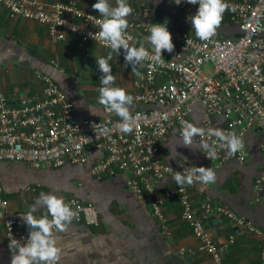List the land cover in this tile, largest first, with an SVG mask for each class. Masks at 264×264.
I'll list each match as a JSON object with an SVG mask.
<instances>
[{
	"label": "built area",
	"instance_id": "obj_1",
	"mask_svg": "<svg viewBox=\"0 0 264 264\" xmlns=\"http://www.w3.org/2000/svg\"><path fill=\"white\" fill-rule=\"evenodd\" d=\"M225 3L229 7L223 17L229 15L238 25L241 34L237 39L223 38L216 32L210 40L201 41L194 32L147 18V9L143 11L145 18L128 21L126 37L130 44L139 46L138 37H146L151 25L159 23L168 28L175 45L172 53L162 51V63L143 62L142 74L134 82L135 99L152 108L131 111L136 124L130 134L119 130L121 118L109 111L100 118H78L73 102L48 74L39 73L42 99H23L16 105L0 85V163H20L33 169L66 164L82 166L91 153L101 152L90 167L92 175L101 178L106 173L129 171L126 184L130 191L140 200H150L154 214L162 221L163 205L177 198L182 206V218L198 240L197 250L208 254L212 264H226L224 253L235 237L231 235L227 244L218 243L206 224L210 217L231 220L241 234L263 235L262 229L208 197L202 198L198 211L186 184L156 192L159 182L174 180L175 172L195 166L184 162L166 163L161 152V143L169 132L177 128L181 137L184 123H193L194 113L200 115L201 128L215 127L219 120L222 130L235 131L245 144L242 151L232 155L222 148L217 149V156L212 159L203 154L202 167H219L228 161L244 164L249 156L246 132L255 126L263 130L259 149L264 153V0H225ZM178 6L188 18L199 7L186 0H181ZM1 7L6 8L12 19L28 18L44 25L53 42L73 34L110 49L95 36L99 26L88 17L100 19L98 10L83 11L76 0L51 4L41 0H0ZM145 47L151 52L150 46ZM114 53L124 58L123 49ZM195 138L215 141V137ZM194 184L199 193H207L209 184ZM263 187L264 175H259L253 190L260 192ZM64 201L76 213L71 223L97 224V210L92 202H83L74 196ZM8 207L9 200L0 184L5 237L8 242L14 238L23 243L29 231L24 232L17 218L7 214ZM261 264H264V243Z\"/></svg>",
	"mask_w": 264,
	"mask_h": 264
},
{
	"label": "crops",
	"instance_id": "obj_2",
	"mask_svg": "<svg viewBox=\"0 0 264 264\" xmlns=\"http://www.w3.org/2000/svg\"><path fill=\"white\" fill-rule=\"evenodd\" d=\"M51 4L69 0H41ZM83 11H88L97 0H76ZM115 5V0H109ZM132 14L128 21L148 18L173 26L182 24L180 10L171 0H128ZM145 37H138L141 42ZM145 46H149L145 43ZM115 85L133 96L130 111L143 110L147 105L135 99L137 90L135 74L124 58L116 57L108 48L92 41H84L69 34L63 41L53 42L47 28L33 19L8 17L5 7L0 9V85L13 104L23 99L44 97L39 73L50 75L73 102L78 118L103 117L108 110L98 103L100 76L96 58L107 57ZM142 74V67L139 68ZM95 113V114H94ZM112 116H117L109 112ZM194 124L197 119L194 118ZM220 121L215 127L220 128ZM263 130L259 126L247 130L245 140L249 156L244 164L228 161L212 168L216 182L209 184L205 195L196 184L189 186L194 206L200 208L202 198L225 204L237 214L261 227L263 235L253 232L238 233L233 222L225 217H210L206 224L214 239L227 244L231 235L234 243L224 253L226 264H261L264 243V187L253 190L254 180L264 175V153L259 149ZM194 138L191 147L183 146L177 128L169 132L161 143L166 163L184 162L202 167L203 152L196 148ZM101 152H93L82 166L65 165L57 168L33 169L14 162L0 163V184L9 200L7 214L19 221L20 228L28 232L20 218L42 193H53L64 200L74 196L83 202H92L97 210V224L71 223L67 231L58 233L61 248L59 264H212L208 254L197 250L198 240L182 218V206L177 198L162 207L164 220L153 212L150 200L138 199L126 184L129 171H116L97 178L90 167ZM168 178L157 184L156 192L163 193L172 186ZM187 185V184H186ZM155 197V195L153 196ZM38 206L35 215H42ZM9 242L5 237V214L0 212V264H10Z\"/></svg>",
	"mask_w": 264,
	"mask_h": 264
},
{
	"label": "clouds",
	"instance_id": "obj_3",
	"mask_svg": "<svg viewBox=\"0 0 264 264\" xmlns=\"http://www.w3.org/2000/svg\"><path fill=\"white\" fill-rule=\"evenodd\" d=\"M187 3L198 4L197 12L191 16L190 22L196 37L201 41H208L216 35L224 12L228 9L225 0H186ZM177 5L181 0H176ZM93 10H98L100 19L88 16L89 20H95L99 31L95 36L105 43L117 54L123 49L126 65H131L132 70L140 76V67L145 60L162 63V51L168 53L174 51L172 35L165 25L154 23L148 29L147 35L139 46L129 43L126 37L128 28V17L132 14V8L128 0H115L112 5L109 0H97L92 5ZM147 43L151 52L145 47ZM113 59L111 53L107 57L96 58L100 76L98 103L121 118L119 130L130 134L134 130L136 121L130 111L134 104L133 96L127 94L126 90L115 85V76L109 63ZM95 114V113H94ZM183 146L191 147L196 136L215 137V141L201 140L196 148H199L209 159L217 156V149H226L228 154H236L243 150L244 140L237 136L235 131L226 132L219 127L204 129L193 123H184L181 130ZM219 141V144L216 143ZM216 173L210 167H189L183 172L177 171L173 179L178 186L185 184L191 186L194 183L207 185L216 182ZM38 206H43L42 215H35ZM76 213L65 203L62 197L53 193H42L37 201L26 213H20V218L27 226L29 232L27 239L22 243L20 240L10 238L8 245L11 254L10 264H59L61 259V248L58 246V233L67 231Z\"/></svg>",
	"mask_w": 264,
	"mask_h": 264
},
{
	"label": "trees",
	"instance_id": "obj_4",
	"mask_svg": "<svg viewBox=\"0 0 264 264\" xmlns=\"http://www.w3.org/2000/svg\"><path fill=\"white\" fill-rule=\"evenodd\" d=\"M174 5L177 6L178 9L180 10V13H181L180 14V19H181L182 24L179 25L178 27L177 26H173L172 24H169V23L168 24L170 26H172L174 28H177V29H180V30H186V31H189V32H194V29L192 28V25H191V22H190V18H188L183 13V11L180 9V7L178 5H176L175 3H174ZM147 18H148V16H147ZM160 22H162V21H160ZM164 23H166V22H164ZM217 33L219 34L220 37H223V38L228 37V38H231V39H237L240 36V34H241L240 31H239L238 25L233 23V21H231V19L229 18V15H225L223 17L222 22H221L219 28L217 29ZM147 108H152V106H148V107H146V109ZM194 118L197 119V121H198L197 122L198 125H196V126L201 127V125H200V115L198 113H194ZM193 121H194V119H193ZM217 121H219V120H217ZM193 124H194V122H193ZM66 165H72V164H66ZM63 166H65V165H63ZM63 166H61V167H63ZM72 166H75V165H72ZM259 228H261V227H259Z\"/></svg>",
	"mask_w": 264,
	"mask_h": 264
}]
</instances>
